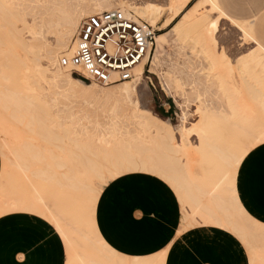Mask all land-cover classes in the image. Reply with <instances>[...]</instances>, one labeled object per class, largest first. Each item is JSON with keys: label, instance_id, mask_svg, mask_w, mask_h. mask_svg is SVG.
Here are the masks:
<instances>
[{"label": "bare ground", "instance_id": "1", "mask_svg": "<svg viewBox=\"0 0 264 264\" xmlns=\"http://www.w3.org/2000/svg\"><path fill=\"white\" fill-rule=\"evenodd\" d=\"M50 1H52V0H49L48 2L46 0H0V33L6 32L7 38L9 39V51H8L9 55H6V54H3V55L10 56L13 64L11 65V63H10L8 65L12 66L11 67L12 69H10V70H13V72L15 74L14 73H12V74L16 77V80H17V82H16L17 85L15 84L14 86L10 85L11 82L7 81V82H9L8 84L12 88L8 85L10 87V89L9 88H7V89L4 88V90L0 89V108H2L4 112H7V111L9 112L8 115H4L3 113L0 112V136H3V137L4 136H15V138H17L18 136L19 137L23 136L22 133L24 135L26 133L28 136L33 135V134L37 135V136H69V137L71 136V138H73V140H74L73 142L75 143L74 146L77 149V150H73V151L78 152V150H79V153L76 154L75 156H71V155L56 156L55 157L56 162H54V165L58 166V167H64L66 165L74 166L71 169L72 172L71 171H70L71 173L68 172V173H70V175L64 174V175H62V177L60 176L61 179H64V181L68 180L71 183L73 182L71 185H75V182L78 183V185L80 187L86 188V190H88L86 192L94 194V196L95 195L97 196V194H99V189H97L94 185H91V186L86 185L85 181H87L88 177H90L89 172H91V175H92V172H94V171L97 173L99 172L97 175H100L101 172L106 169L112 175H115V174H120L124 171H126V173L128 171L134 172L137 170H139V171H152V172L156 171V173L158 171V172H163L165 174V177L168 178L169 180L173 181L179 188H180V186L182 187V185H184L183 183H186V189H185L186 190V196L190 201V202L189 201L188 202L191 203V205H192L191 208H192V215H193V217H192L191 214H189V217H188L187 216V214L189 212L188 211L186 214L188 219L191 217H192L191 219H193L196 216H198L200 213L199 211H201V210H203L206 214H208V213L210 214L212 212L211 208L205 206V204H204L205 202L204 203L201 202L200 197H203V195H205L206 197H209L211 199V203L213 204V206H218V208H219V209H217L218 212H220L219 211L220 209L224 208L223 206L228 204L229 207L234 209V211L232 210V212H234V214L236 211L237 214H243V215L249 217L245 213V211L242 209V207L240 206V204L238 203V200L236 198L235 181H236L237 172H233V173L231 172V171H234L235 169L234 170H230V169L227 170L231 165L239 164L243 160L244 156L248 153V151L241 149V148H240V151H236L237 148H239L238 142L236 145H232V146L225 145L223 147L224 143L227 141V138H228V136H227L228 134H224V129H226V128H227V130L231 129V131L233 132V133L232 132L231 133L233 135L236 134V132L237 133L239 132V134H237V135H240V132L242 134L248 135V136H241L240 135L238 137L236 136L235 137L236 140H237V138L239 139L241 137H243V138L248 137L249 139L250 138L253 139V141H254V142H252L253 144L254 143L260 144V143L264 142V119L262 118V116H264V51H262L260 48H258V46L255 48L253 47V48L249 49L246 53L241 54L237 58L235 63H231L230 60L228 59V57L225 55V52L221 50L219 42H218L219 40L217 39V34L219 32V27H220L219 24L222 20H224L225 16L223 14L219 13V15H217L216 17H213L215 15L213 12L219 11L216 0H199V1L195 2L193 4V6L188 8L186 11H183L185 6L189 2H191L192 0H171L170 9L173 12V14L168 19H166L165 21L162 22L161 26L159 27L160 28L159 31L167 29L169 27V25L171 24V22H173V20L179 14H181V17L179 18V20L175 24H173L170 28L172 34L179 41L178 43H181L180 45H182V47L189 49L194 56L195 55H196V57L201 56L203 58V60L206 61V64L208 66V68L206 67L207 70L205 69L206 72H208V74L204 73V74H207V77H208L206 79L208 81H206V82H208L209 85L214 86V87L219 85L218 88H219V92L222 95L221 97H223V99L226 101V104H225L226 108L225 109L210 107V106H206L205 104H203L201 94H196L194 96L195 98L193 100V103L195 105L193 107V110L190 111V113H191L190 115H192V117H193L191 119L192 121L189 123L188 126H182L181 127L182 128L181 129L182 131L180 132L181 142H178V140L175 136V133H174V129L170 123L165 122V121L157 118L156 116H154L150 113L141 111V110L137 109L136 107L130 105L131 101L129 100V96H130V93L132 92L133 89L131 88L129 82H131L134 78H138L141 80V78L143 76V73L141 70L142 65H139L134 69L135 77L132 80L118 83V84H121V86H118V87L114 86L117 84L110 85V86H103V87L108 88V89L107 88L105 89L103 87H99L101 85H99L95 82H88V83L81 82L79 79L75 78L71 74V72L68 68L62 67L59 63V59L61 58V56H69L70 55L73 38L76 35L83 18H85L91 14H94V13H99V12L111 10V9H118L122 13H124L126 16L132 17L136 21H143V22L147 23L149 26L154 27V26L158 25L159 21L161 20V11L158 9L159 6H157L156 4L150 3V2H145V3L143 2L142 3L140 1H124V0H55L54 1L55 3H53V5H50V3H49ZM32 4L36 5L35 7L38 11V14H40V17L38 19V17L36 18L37 14H36V16L34 15L33 23L30 24L26 20V17L30 16V10H31L30 5L32 6ZM206 4L210 5V7L208 6L209 9H205V6L207 7ZM229 21H231V20H229ZM243 30H245V29H243ZM47 34L53 35V37H54L55 45L53 47L47 46L46 43L42 44V42L44 41L43 38L46 39L45 35H47ZM160 38H161V36L157 37V34H156L154 52H156L157 55L154 57V52H153L152 58L150 60V62L151 61L152 62L149 64V65H151L150 66L151 68L153 66H154V68L157 66L155 64H158V63H156L158 56H161V55H158V53H157L159 51V48L163 44L162 40ZM2 44H3V42H2ZM0 53H1V51H0ZM0 58H2V57H0ZM42 60L46 61V63H47L46 66H44L41 63ZM3 62H2V65H3ZM0 65H1V63H0ZM234 65L236 66L235 69H236L238 76H239V79L241 81V84L239 83V85L235 84V82L233 81L232 75H233V66ZM5 66H6V62H5ZM5 66H3L4 69L7 68V66H6V68H5ZM150 67H148V68H150ZM4 69L2 68L1 70H4ZM150 70H149V72H150ZM224 70L226 71V76L222 77L221 74ZM152 71L153 70H151V72ZM3 75H4V73H3ZM3 75L1 74L0 79L4 78ZM166 76L168 77L167 74H166ZM15 77H13V80L15 79ZM9 78L12 79L11 76H9ZM205 78H206V76H205ZM169 79H170V77H169ZM169 79H167V80H169ZM13 80H12V82H14ZM172 80H173V78H172ZM1 81L3 82V79L0 80V82ZM176 82H174V86H175ZM180 83H182V82H180ZM4 85H6V84H4ZM176 85H177V89H181L183 87V86L181 87L182 84H176ZM0 88H1V86H0ZM96 88H99L98 92L103 94V98L104 97H108L107 99L112 98L111 99L112 103L110 105L107 104L108 102L106 103V105H108V107L105 105V107H107V108H105V110L102 108H104L105 102L109 101L106 98H105L106 101H104V104L102 103L103 107L102 106H101L102 108L100 107L102 111L104 110L102 113V114H104L103 115L104 121H102V122L100 121L102 118L99 115L101 113H99V111H98L99 110L98 107L101 105V103L97 107L98 113L94 112V113L98 114V115H96V117L99 118V116H100V118H101L100 120L98 118H95L98 120H94L95 114L94 115L92 114L94 117L92 116L91 119L88 118L89 115H91V113L90 114L88 113L89 115H87V112L85 111L84 108H81L82 110L76 109L74 111V108L71 107V104L73 102V101L71 102V100H73V99L75 100L76 98H81V100H83V99L86 100L88 96L90 97V96H93L95 94L94 92L97 91ZM88 93H93V94L88 95ZM95 95H97V94H95ZM83 96L84 97L87 96L86 99ZM100 98H101V96H100ZM111 100H110V102H111ZM252 106L257 107V110L255 111L252 108ZM183 117H185V116H183ZM90 120H92V121L94 120V121L90 122ZM83 122L88 123V125L90 124V126L92 128L90 127L91 129L89 130L88 125L84 126V124H86V123L83 124ZM129 125L131 126V128L132 127L134 128V129L132 128L133 130L130 128L132 131L129 129V127H130ZM21 126H23V128H21ZM228 126H230L229 127L230 129L228 128ZM227 130H225L226 133L229 132ZM232 134H229V136ZM71 138H68V139L71 140ZM191 138L196 139V144H195V146H193V148L201 155V160L199 162H196L194 160L189 159L188 163H191V164L198 163L200 165H201V163H203L204 165L208 166V167L207 166L204 167V168H209L207 170H210V169L214 170L215 168L216 169L218 168V171L221 170L222 167L225 166L222 170L224 171L225 168H227L226 170L229 171L228 174H227V171H226V173H222V171L221 172L219 171L220 172L219 173L217 170H214L215 172L213 175L212 174H206V176H204V178L198 179L197 177L191 175L188 170H186V174L184 173V171L182 173V171H179L178 169L176 170L174 168V166L175 165L177 166V164L179 162H181V158H179V155H185V153H187V148L189 147L188 144H189V141ZM5 143L8 144V146L9 145L12 146V142H5ZM4 144H3V146H4ZM21 144L23 145L26 143L21 142ZM29 144H30V142L28 143V145ZM31 144H32V142H31ZM60 144H62V143H60ZM67 144H69V143L67 142ZM257 144H256V146H257ZM30 146H32V145H29L25 151H27L28 149H31L32 147L29 148ZM69 146H70L69 148H71V150H72L71 145H69ZM1 148H2V146H1ZM251 148H254V147H251ZM13 149H14L13 156H14L15 160L13 158V162H11V163L9 162L11 160H8L9 163H7V164H10L9 166H12V164H13L14 165L13 167L15 169L17 168L18 170H22V171L26 170L27 171V167L29 169V166H27L28 163L26 161V157L24 156L23 153H21V154L17 153V152H19V149H17L15 147V145H14ZM15 149H17L18 151ZM33 149H35V146ZM3 150L4 149H2V151ZM28 152H29V150H28ZM30 152H29V154H30ZM36 153H35L34 157H36ZM39 154L41 155L42 153H39ZM3 155L5 156V154H3ZM33 155L34 154H32V156ZM40 155H38L39 156V157H37L38 159L41 158ZM30 156H31V154H30ZM3 160L4 161L2 162V167L7 165L6 163H4L5 159H3ZM35 160L37 162L41 161V160L38 161L37 159H35ZM31 165H30V167H31ZM47 166H48V168L54 167L53 163H51V162H49ZM45 167L46 166H44V168ZM210 167H212V168H210ZM17 169H16V171H18ZM179 169H180V167H179ZM10 170H12V169H10ZM202 170H203V167H202ZM49 171H47V172H49ZM207 172L208 171H206V173ZM230 172H231V175H229ZM14 173L15 172H13V174ZM52 173H50V174H52ZM88 174H89V176H88ZM6 175L4 177H6L7 178L6 181H8L9 178H11V176L7 177ZM34 175L41 177L45 174L38 173V174H34ZM1 176H2V174H0V178L3 177V176L2 177ZM53 177H51V178L54 179L55 177L54 178ZM95 178H97V176ZM12 180H14V179H10L9 181L11 182ZM29 180H30L29 178L27 180H25V183ZM42 180H43V178H42ZM49 180H50V178H49ZM169 180H167V181H169ZM21 181H22V179H21ZM8 182H7V184H8ZM10 182H9V184H10ZM17 182H19V181H17ZM56 182H58V181H56ZM4 183H6V182H4ZM23 183H21V184H23ZM224 183H227L229 186H231V188L227 189L228 190L227 192H224V190L219 189V187L222 186V184H224ZM9 184L7 185L8 189H9ZM11 184H13V183L11 182ZM58 184L61 185L62 183H58ZM88 184H90V183H88ZM205 184H207L206 188H204ZM208 184H212V187L210 186V189H208L209 187H207ZM0 185L3 186L2 184H0ZM32 185H34V183H32L30 186H32ZM41 185H36V186L39 187ZM68 185L70 187V184H66L64 186H68ZM78 185H75L73 187L74 188L78 187ZM224 185H226V184H224ZM25 186H26V184H25ZM13 187H11L12 190H13ZM18 187L19 186L17 185V188ZM37 187H35V189ZM27 188H29V186L24 188V190ZM39 188H38V190H39ZM41 188H42V186H41ZM71 188H72V186H71ZM2 189H4V188L0 189V209L4 210V208H5V210H6L9 208V210H6L9 212L18 211V210H20L19 212H22V211H24V209L25 210L27 209V208H22V211H21V208H20L22 203L19 202L20 198H18V197L23 198L22 196L24 194H22V196L18 194V196L16 198L15 195L12 197V195L10 193H9L10 196H8V194H7L8 191H5L6 194L3 193L4 190L2 191ZM5 189H6V187H5ZM20 189L22 190V187ZM100 189H101V187H100ZM17 190H19V189H17ZM61 190H62V188H61ZM75 190L76 189H74V192H75ZM27 191H28V189H27ZM29 191H31V190H29ZM29 191H28L27 195L31 194ZM35 191H37V189ZM37 192L34 194V196H37V194L40 193V192H38V193ZM71 192H73V191H71ZM86 192H85V194H86ZM41 194H42V192H41ZM41 194H39L40 195L39 197H41ZM85 194H83V195H85ZM27 195H25V196H27ZM222 195H225L227 198L224 199V197H225L224 196L222 199ZM87 196L89 197V195H87ZM33 197H31V198H33ZM63 197H64V195H62L61 199H65ZM79 197H74V198L78 199ZM28 198H30V197H28ZM37 198H35V199H37ZM69 198L70 197H68V199ZM55 199H57V197ZM22 200H24V199H22ZM38 200H42V199H38ZM94 200H96V199H94ZM65 201L66 200H64L62 202H65ZM73 201H74V199H73ZM77 201H76V204L79 203V201L78 202ZM36 202L37 201H35L34 203H36ZM91 203L94 204L95 202H91ZM32 204H33V202H32ZM32 204H31V202L29 203V209L33 208V207L30 208V205L32 206ZM84 204H86V203H84ZM93 204H92V208L95 207V206H93ZM186 205H188V204H186ZM191 205H189V207ZM84 206H82V207H84ZM40 207L42 209L44 208L43 206H40ZM65 208H63V209H65ZM70 209H72V208L70 207ZM78 209H81V208H78ZM32 210H33L32 211V213H33L35 209L33 208ZM41 210H39V211L41 212ZM72 210H74V209H72ZM37 211H35V213ZM48 211H47V213H48ZM55 211H53V212H55ZM65 211L67 213V210H65ZM75 211H79V210L76 209ZM42 212H43V210H42ZM51 212H49V214ZM58 212L61 213V212H63V210L58 211ZM227 212L228 211H226L225 213H227ZM72 213H73V211H72ZM56 214H58L57 211H56ZM64 214H65V212H64ZM64 214L61 213V214H59L60 216L58 215V217H61ZM234 214H233V216H234ZM53 215H52L53 217H55V218L57 217L55 215V213ZM69 215H67V217ZM85 215H86V213H85ZM194 215H196V216H194ZM227 215L228 214H226L225 216L228 217ZM47 216H49V215H47ZM64 216H63V218H64ZM79 216H80V214H79ZM207 216H210L213 219H215L214 221L216 222L217 227H218V225L220 223L218 222V220H216V216H214L213 214L212 215L210 214ZM40 217H41V215H40ZM44 217H45V215H44ZM53 217L49 221L53 220L55 222ZM73 217H74V215H73ZM198 217H200V215ZM198 217H196V218H198ZM223 217H224V214H223ZM48 218H50V217H48ZM48 218L45 217L44 219L48 220ZM63 218L61 217L59 219L62 221V223L64 220ZM70 218H71V215H70ZM70 218H67L68 221ZM88 218H89V215H88ZM187 218H185V219H187ZM240 218H243V217L240 216ZM84 219H85V217H84ZM210 219L208 218V220H210ZM224 219H225V217H224ZM73 220H75V219L73 218ZM73 220H72V222H73ZM89 220H90V218H89ZM243 220L245 222V220H247V219H243ZM56 221L58 222L57 225H55L56 230L61 235V238L63 240L65 248L67 249L68 248L67 245L68 244L70 245L71 242H74L71 239V238H73L72 235L68 231H66L67 230L66 228H68L67 227L68 224L67 225L64 224L66 226V228L64 229L63 225L60 224L61 221L60 222L58 220H56ZM79 221L81 222V220H79ZM72 222H70V224ZM88 222H85V224L84 223L83 224L86 225ZM93 222L91 223V225L94 224ZM186 222H188V221H186ZM250 222H252V221H250ZM253 222L257 225L256 228L258 226H261L260 228L264 229V225L256 222L255 220H253ZM83 224H82V226H84ZM188 224H189V222H188ZM243 225H244V223H243ZM70 226H69V228H70ZM232 227L235 228L234 226H232ZM88 228H90V227L88 226L85 230H87ZM93 228L91 230V234H92V231H93V233L97 232V231H94ZM222 228L224 230V227H222ZM238 229H241V227H238ZM241 230L236 229L235 232L237 233V235H238V232L241 233ZM243 230H242V234L244 236L245 233L243 232ZM74 231H73V233H74ZM226 231L227 230H225V232ZM245 232H246V230H245ZM248 233H250V231H248ZM259 233H260V235L264 234V233H261V231ZM95 235L97 236L96 245L99 244V246L102 247L104 250H108V251L112 252L107 247L106 243L102 240L100 235L97 233H95ZM240 235L241 234H239V237H240ZM257 236H258V234H257ZM235 237H237V236H235ZM244 237H246V236H244ZM248 237H250L252 239L253 236L251 237V235H249ZM241 238H242V235H241L240 239ZM85 239L86 238H84V240ZM92 239H94V238H92ZM262 239L263 238L261 237V240ZM246 240H248V239H246ZM254 241H255V239H254ZM92 242H95V241L92 240ZM244 243H246V242H244ZM72 245H73V243H72ZM83 245H85V244H83ZM246 246H247V244H246ZM81 247H82V245H81ZM251 248H253V247H251ZM250 250H252V249H250ZM255 252L257 253L258 251H255ZM97 253L101 254L102 251L100 250V252H99V250H98ZM111 254H113V253H111ZM164 254L159 253V254L152 256V257H149V258L133 259L132 263L133 264H164V262H165V255ZM83 255H86V254H83ZM94 255L95 254L93 253L92 256H94ZM108 255H109V253H108ZM113 255L115 256L116 254H113ZM78 256H80L79 260L77 259ZM78 256L76 255L77 260L75 262L80 261L81 259H82V261L84 260L86 262V260L88 259L87 263H89V264L90 263L91 264H104V263H101L100 261H98L100 259H98L97 261L92 259L93 260L92 261L90 259V257L88 258V255H86L87 259L85 258V256H84L85 259L83 257H81V254ZM258 257L264 261L263 255L262 256L259 255ZM71 258L74 261L75 257L72 256ZM105 258L106 257H104L103 259L105 260ZM108 258L110 259V256ZM111 258H112V256H111ZM82 261L80 262V264L82 263ZM106 261H108V259ZM116 262H118V261H116ZM120 262L118 264H120ZM110 263L115 264L113 262H110Z\"/></svg>", "mask_w": 264, "mask_h": 264}, {"label": "rangeland", "instance_id": "2", "mask_svg": "<svg viewBox=\"0 0 264 264\" xmlns=\"http://www.w3.org/2000/svg\"><path fill=\"white\" fill-rule=\"evenodd\" d=\"M46 1L48 2L49 0H46ZM54 1L55 0L50 1L49 2L50 5H53V3H55ZM124 1H140L142 3L150 2V3L156 4L157 6H159L158 9L161 11V20L159 21L158 25L154 27L151 26V27L158 32L157 37L161 36L160 39L162 40V43H163L161 47L159 48V51L157 52L158 55H161V56H158V59L156 62L160 66L158 64H155L158 67L156 66L157 68L155 67L156 68L155 69L153 66L152 67L153 69H152L150 67L151 65H149L150 68H148V73L143 75L141 80L138 78H134L131 82H129L131 88L133 89L129 96V100L131 101L130 102L131 104L130 103L129 104L136 107L137 109L141 111L150 113L156 116L157 118L170 123L174 129V133H175V136L178 142H181V138H180V132L182 131L181 127L188 126L189 123L192 121L191 119L193 117L192 115H190L191 114L190 111L193 110V107L195 105L193 103V100L196 94H201L203 104H205L206 106H210V107L225 109L226 101L223 99V97H221L222 95L219 92V88H218L219 85L214 87V86L209 85L208 82H206L208 81L206 80L208 78L207 77L208 72H206L208 66L206 64V61L203 60L201 56L196 57V55L194 56L189 49L182 47V45H180L181 43H178L179 41L172 34L170 28L173 24H175L177 20H179L181 14H179L173 20V22H171V24L169 25L170 28L168 27L167 29L159 31L160 30L159 27L161 26L162 22L168 19L173 14V12L170 9L171 0H124ZM197 1L199 0H192L185 6V8H188V7L190 8L191 5L193 6V4ZM217 3H218L219 11L213 12L215 14V15L213 14L214 15L213 17H216L217 15H219V13L225 16L224 20H222L219 24L220 27H219V32L217 34V39L219 40L218 42H219L221 50L225 52V55L228 57L230 62L235 63L237 58L241 54L246 53L249 49L253 47L255 48L259 46L261 49L264 50V0H217ZM206 5L207 7L205 6V9H209L210 5L209 4H206ZM32 6L30 5L31 7L30 16L26 17V20L30 24L33 23L34 15L36 16L37 14L36 18L38 17V19L40 17V14H38V11L35 7L36 5L32 4ZM45 36H46V39L43 38L44 41L42 42V44L46 43L47 46L53 47L55 45L53 35L47 34ZM0 39H1L0 40V43H1L0 44V51H1L0 57H2L0 58V63H1L0 77H1V74L3 75L4 73L3 75L4 78H2L3 82L2 81L0 82L1 84L0 89L4 90V88L10 89L11 87L10 85H13V86L15 84L17 85L16 83L17 80H16V77L12 74L14 73L13 70H10L12 69L11 65L13 64L10 56L3 55V54L9 55L8 53L9 39L7 38L6 32L0 33ZM156 55H157L156 52H154V57ZM2 62H3V65H2ZM5 62H6L7 68L5 66ZM10 63L11 65L9 66L8 64ZM41 63L44 66H46L47 64L45 60H42ZM3 66H5L6 69H4ZM2 68L4 70H1ZM235 68L236 66L234 65L232 77H233V81L235 82V84L239 85V83L241 84V81L239 79L238 73ZM150 69L153 70L152 71L153 73L151 72ZM204 73H207V74H204ZM166 74L168 75V77L166 76ZM204 75L206 76V78ZM9 76H11L12 79H10ZM12 76L15 77L14 80ZM221 76L222 77L226 76L225 70L222 72ZM172 78L174 81L172 80ZM4 80L6 82L7 81L11 82L10 85L8 84L9 82L6 83ZM12 80L14 82H12ZM179 81L182 83H180ZM174 82H176V84H182L181 87L182 86L183 87L181 89H177V85L175 84L174 86ZM114 86L118 87V86H121V84H117ZM99 87H103V86H99ZM103 88L106 89L107 87H103ZM96 89L97 91L94 93L97 95L94 94L93 96H90V97L83 96L85 99L87 97L86 100L84 99L81 100V98H76L75 100L74 99L71 100V102L73 101L71 104V107L74 108V111L76 109L78 110V109L84 108L85 111L87 112V115L91 113V115H89L88 118L91 119L92 116L95 114V117L93 116L94 120H98V119L100 120L102 118L100 120L102 122L104 121L103 119L104 114L102 113L105 110V108H107L108 105L112 103V100H111L112 98H109V99H107L108 97L103 98V94L98 92L99 88H96ZM92 94L93 93H88V95H92ZM105 98L109 101H106ZM104 101H106L105 104H104ZM102 103L104 104V108H102L103 107ZM106 103L108 105H106ZM105 105L107 107H105ZM97 107L99 110L97 109ZM100 107L104 110L102 111ZM252 108L255 111L257 110V107L255 106H252ZM97 110L99 111V113H101L99 114L101 118L100 116L99 118L96 117V115H98ZM0 112L3 113L4 115H8L9 113L8 111L4 112L2 108H0ZM94 112H97V113H94ZM95 118H98V119H95ZM262 118L264 119V116H262ZM91 121L92 120H90V122ZM84 123L86 122H83V124ZM85 125H88V123L84 124V126ZM90 127L91 126L89 124L88 125L89 130L92 128ZM229 127L230 126H228V128ZM21 128H23V126H21ZM130 128L131 126L129 127V129ZM225 130H227V128L224 129V134H228L227 135L228 138H227V141L224 143L223 147L225 145L227 146L236 145L238 142L239 148H237L236 151H240V148H241V149L247 150L248 153L244 156L243 160L239 164H235L236 166L233 164L228 169L225 168V170L223 171L222 169L225 167L224 166L219 171L220 172L222 171V173H226V171L229 169L230 170L235 169L236 171L234 170L231 172L232 173L237 172L240 175H242L243 173L244 176L243 175L242 176L244 177L245 183L243 184L242 189L245 191V193L248 194L250 200L252 201V205L253 207H255L256 211L262 212L263 219H260V222L264 224V142L260 144L256 143L257 144L256 146L255 143L254 144L252 143L254 142L253 139L251 138L249 139L248 137L247 138L241 137L239 138L240 140L238 138L236 140L235 139L236 136L238 137L240 135L241 136H248V135L242 134L241 132H240V135H237L239 134V132L238 133L236 132V134L233 135L232 134L233 132L231 131V129L227 130L229 131L227 133ZM229 134H232L233 136L232 135L229 136ZM22 135L23 136H20V137L18 136L17 138H15V136H4V137L0 136V174H2V176L4 174L5 175L7 174L6 175L7 177L11 176L9 180L14 179L11 181L13 184H11V182L8 180L11 184L10 185L9 182L6 181L7 178L4 177L5 175L3 176L4 178L1 176L2 178H0V182H1L0 184H2L3 186L5 185V186L3 187L0 185V189L4 188L2 189V191L4 190L3 193L6 194L5 191H8L7 192L8 196H10V194L12 195V197L15 195L16 198L18 194L21 196L22 194H24L22 196L23 198L18 197L20 198L19 202L22 203V204L20 203L21 204L20 208H21V211H22V208H27L26 210L24 209V211L22 212H19L20 210L13 211V212L6 211V210H9V208L6 210L4 208L5 211L0 209V222L4 223V225L7 224L5 227H2L3 229L0 230V251L5 250V249H9L10 251L12 250L13 252L20 251L23 248L32 247L34 244L33 242L35 241L36 245L33 247V250L30 251V253L34 254L36 252L38 256V260L36 264H67V263L68 264L69 263L70 264H80L82 259L80 261L75 262L77 259L78 260L80 259V256H78L80 254H81V257L84 258L85 256L86 259H87L86 255H88V258L90 257L91 260L94 259L97 261L98 259H100L98 261L104 264L106 263L111 264L110 262L118 264L120 261H121L120 264H131L133 258L136 255H157L159 253H162V254L165 253L164 254L165 255L164 264H264V261L258 257L259 255L264 256V243H263L264 234L260 235L259 233L260 231L261 233H264V229L260 228L261 226H258L256 228L257 225L253 222L252 218L247 217L243 214H237L236 211L234 214V212H232V210L234 211V209L229 207L227 203H226L227 205L223 206L224 208L220 209L219 210L220 212H218L217 211V209H219L218 206H213V204L211 203V199L209 197H206L205 195H203V197H200L201 202L202 203L205 202L204 203L205 206L212 209V212L210 214L211 215L213 214L214 216H216V220H218V222L220 223L219 225L221 227L219 225L217 227V224L214 221L215 219H213L210 216H207L210 214L208 212H207L208 214H206L203 210L199 211L200 213L198 212L200 217H198L199 215L196 216L198 213L194 215L198 217L200 220L196 217L191 219L193 217L192 208H191L192 205L191 203H189L190 201L186 196V190H185L186 183H183L184 184L182 185L183 188L181 186L179 188L173 181L166 178L163 172L157 171L156 173V171L152 172V171H139V170L134 171V172L128 171L127 173L126 171H124L120 174L112 175L108 170L105 169L101 172L100 174L101 176L97 175L99 172L97 173L94 171L92 172V175H91V172H89L90 177H88L85 183L88 186L94 185L97 189H99V194H97V196L95 195L96 196L95 197L94 194L86 192L88 190H86V188L80 187L78 183L75 182V185H78V187L74 188L73 186L75 185H71L73 182L71 183L68 180L64 181V179H61L62 175L64 174L70 175V173L72 172L71 169L74 166L66 165L64 167H58L54 165V162H56L55 161L56 156H59V155L60 156L61 155L62 156H66V155L75 156L76 154L79 153V150L78 152L73 151L77 149L74 146L75 143L73 142L74 140L73 138H71V136L70 137L69 136H37L34 134L28 136L26 133L25 135L22 133ZM68 138H71V140H69ZM4 141L12 142L13 147L10 145L8 146V144H6ZM20 141L22 143L25 142L26 144L22 145ZM28 141L30 142L29 145H32L29 147V148L31 147L32 148L28 149L29 152L31 151L30 152L31 156L32 154H34L32 157L30 156L28 150L25 151L29 146ZM67 142L69 144H67ZM195 144H196V139L191 138L188 144L189 147L187 148V153H185V155H179V158H181V162H179L177 166L175 165L174 168L176 170L178 169L179 171H182V173L184 171L185 174H186V170H188L191 175L197 177L198 179L204 178L206 174L213 175L215 172L214 170L218 171V168L217 169L215 168L214 170H211V169L207 170L209 168H204L207 165H204L203 163H201V165L198 163H195V164L188 163L189 159L194 160L196 162H199L201 160V155L193 148ZM14 145L17 149H19V152H17L18 150L15 149L17 150L16 152L19 154L23 153L24 156L26 157V161L28 163L27 166H29V169L27 167V171L23 170L25 173L22 170H18L17 168L16 169L18 171H16V169L13 167L14 166L13 164L12 166H9L10 164H7L9 162L10 163L13 162ZM69 145H71L72 150L71 148H69L70 147ZM34 146H35V149H33ZM251 147H254V148H251ZM2 149L4 150L2 151ZM35 153H36V157H34ZM39 153H42V154L40 155ZM3 154H5V156ZM38 155H40L41 158L38 159L37 158L39 157ZM3 159H5L4 163H6L9 167L7 165L2 167V162L4 161ZM35 159H37L38 161L40 160L41 161L37 162ZM8 160H11V161L8 162ZM49 162L53 163V166H54L52 167L53 169L48 168L47 165ZM29 164L30 165L32 164L33 166L31 165L30 167ZM43 165L46 167L44 168ZM202 167H203V170H202ZM206 171L208 172L206 173ZM13 172H15L17 175L15 173L13 174ZM228 172L229 171H227V174ZM231 172L229 173V175H231ZM38 173H43L45 175L41 177L34 175ZM50 173H52L53 175ZM96 176L97 178H95ZM51 177H53L54 179H52ZM28 178L30 180L25 183V180H27ZM21 179L24 183L21 181ZM7 182L9 184V189L7 186L8 185ZM32 183H34V185L30 186ZM58 183H62V184L59 185ZM63 184L64 185L70 184V187L69 185L64 186ZM224 184H222V186H220L219 189L224 190V192H227L228 191L227 189L231 188V186H229L227 183H224ZM17 185L19 186L18 188H17ZM36 185H41L42 188L41 186H39L41 188L40 189ZM206 185L207 184H205V187L204 186L203 187L206 188ZM10 186L11 187L14 186L13 190ZM27 186H29L30 188V189L27 188L28 191L31 190L29 191L31 193L30 195L28 194L29 196L27 195L28 193L27 189H25L26 191L24 190V188H26ZM210 186L212 187V184H208L207 186L209 187L208 189H210ZM21 187H22V190L20 189ZM35 187H37L36 189L40 193L35 191L36 190ZM240 187L241 185L237 186L238 191L241 193ZM61 188L63 191L61 190ZM74 189H76L75 192H74ZM36 192L38 194L37 196H34ZM39 194H41V197H39L40 196ZM61 194L64 195L63 198L65 199H61L62 198ZM25 195H27L30 198L33 196L34 197L30 199ZM87 195H89V197ZM224 196L225 195H222V199ZM56 197L57 199L58 198L59 199L58 200L55 199ZM68 197L70 198L68 199ZM74 197H79L78 198L79 200L76 198L79 201V203L76 204L77 200ZM72 198L74 199V201ZM225 198L227 197L225 196L224 199ZM38 199H42V200H38ZM64 200H66L67 202L66 201L62 202ZM35 201L37 202L34 203ZM30 202L31 204L32 202L34 204V205L32 204V206L30 205V208L33 207L35 209L33 212L34 214L32 213L33 208L29 209ZM91 202H95L94 203L95 205ZM92 204L93 206H95L94 207L95 209L92 208ZM189 205L191 206L189 207ZM40 206H43L44 208L42 209ZM70 207L74 210L70 209ZM78 208H81V209H78ZM41 209L43 210V212ZM61 209L63 210V212H61L62 214H64L65 212L64 214L65 216L63 215L64 218L63 216H61L64 219V220L62 219L63 223L61 220H59L61 217H58V215L61 214L58 211H62ZM76 209L79 211H75ZM39 210H41V212ZM46 210L47 211L49 210L48 213ZM55 210L57 211L58 214H56ZM65 210H67L68 214L66 213ZM35 211H37L38 213L37 212L35 213ZM226 211L228 212L225 213ZM49 212L51 213L49 214ZM252 212L253 211L251 209V213ZM52 213L53 214L55 213V215L58 218L53 217L54 215ZM66 214L67 215L70 214L71 218H70V215L67 217ZM72 214L74 215V217ZM79 214L81 217L79 216ZM87 214L89 215V218L91 221L89 220ZM186 214L188 217H189V214H191L192 217L188 219ZM223 214H224L225 219L223 217ZM226 214H228L227 215L228 217L225 216ZM44 215L46 218L48 217L50 218H48V220L46 219L47 220L46 221L44 219L45 218ZM240 216H242L243 218H240ZM250 216L252 217L253 215L250 214ZM52 217L55 220V222L53 220L49 221L51 220ZM67 218H70L69 221ZM73 218L75 220H73ZM208 218L209 219L211 218V219L208 220ZM98 219L100 223L108 224V228L110 232H112V234H114L115 237L110 238L111 234L109 232L107 233L105 232L106 231L105 225L104 226L101 225ZM243 219H247L248 221L245 220L244 222ZM56 220H58L59 222L61 221L60 224L63 225L64 229L66 228L65 225L68 224L67 225L68 228L71 225L69 229L66 228L67 229L66 231H68L72 235L73 238L71 239L74 242H71L70 245L68 244L67 249L65 248V245L62 242L59 235H57L55 232V228H56L55 225H57L58 223ZM72 220L75 224L72 222ZM79 220H81V222ZM186 221H188L189 224ZM70 222L72 223L70 224ZM85 222H88L89 224L87 223L86 225H84ZM92 222L94 224L91 225ZM82 224L85 227L82 226ZM79 226L80 227L82 226V227L80 228ZM88 226L90 228H88L87 229L88 231H87L85 229ZM232 226H234L235 228H233ZM222 227H224V230ZM238 227H241L242 230L244 229L243 232L245 233L244 236L246 237L243 236L242 230L238 229ZM92 228L94 229V231H97L95 233L101 234L104 237L106 242H108L109 246L112 248L113 250L112 252L108 250H104L102 247L99 246V244L96 245L97 236L95 235V233H93V231L91 234ZM118 228L121 229V232L118 231ZM236 229L241 230V233L238 232V235H237V233L235 232ZM225 230L227 231L225 232ZM248 231H250V233H248ZM53 233L56 236V238H54ZM239 234L242 235L241 239H240L241 235L239 237ZM249 235H251V237L253 236L252 239L248 237ZM260 236L263 238L262 240ZM84 238L86 239L84 240ZM92 238H94L95 240ZM253 238L255 239V241ZM92 240L95 242H92ZM258 243L259 244L261 243V244L259 245ZM118 247L122 251H120ZM50 248H52L53 251L56 250L55 255H54V252H53V255L48 252ZM98 250L99 252L101 250L102 253L101 254L97 253ZM103 251L104 252L106 251V252L104 253ZM255 251H258V252L256 253ZM71 253L72 254L74 253V254L72 255ZM82 253L86 255H83ZM93 253L95 254L94 256H92ZM111 253L116 254V255L114 256ZM23 254L25 255V262L22 264H34V260L31 258V256H26L25 252H23ZM75 254L79 258L77 257L76 259ZM71 255L75 257L74 261L71 258L72 257ZM103 256L106 257L105 260L103 259L104 258ZM109 256H110V259L108 258ZM107 259L109 262L106 261ZM87 260L86 262L83 260L85 263L82 261L81 264H86ZM0 264H8V259L5 258L4 260L0 261Z\"/></svg>", "mask_w": 264, "mask_h": 264}, {"label": "built area", "instance_id": "3", "mask_svg": "<svg viewBox=\"0 0 264 264\" xmlns=\"http://www.w3.org/2000/svg\"><path fill=\"white\" fill-rule=\"evenodd\" d=\"M158 32L118 9L91 14L82 19L69 56L59 63L83 83L110 86L135 77L134 69L148 67Z\"/></svg>", "mask_w": 264, "mask_h": 264}, {"label": "crops", "instance_id": "4", "mask_svg": "<svg viewBox=\"0 0 264 264\" xmlns=\"http://www.w3.org/2000/svg\"><path fill=\"white\" fill-rule=\"evenodd\" d=\"M216 3H217V0H216ZM192 6V5H191ZM217 6H218V3H217ZM189 8V7H188ZM188 8H185V10L184 11H186V9H188ZM218 9H219V7H218ZM180 17H181V15H180ZM232 20V19H231ZM178 21V20H177ZM176 21V22H177ZM175 22V23H176ZM170 28V27H169ZM258 48H260L259 46H258ZM261 49V48H260ZM262 51H264L263 49H261ZM240 171V170H239ZM241 172V171H240ZM242 173V172H241ZM242 175H243V173H242ZM242 175H240L239 173H237V175H236V181H235V194H236V198H237V200H238V203L240 204V206L242 207V209L245 211V213L250 217V218H252L253 220H255L256 222H258V223H260V224H262L261 222H260V219H263L262 217H263V214H262V212H260V211H256V209H255V207H253V205H252V201L250 200V198H249V196H248V194L247 193H245V191L242 189V186H243V184L245 183V181H244V175L242 176ZM238 185H241V187H240V190H241V193L238 191V188H237V186ZM251 209H252V213H251ZM250 214H252L253 216L251 217L250 216ZM261 216H260V215ZM98 221H99V219H98ZM99 223H100V221H99ZM101 225H105V229H106V233L107 232H109L111 235H110V238L111 237H115L114 236V234H112V232H110V230H109V228H108V224L107 223H100ZM2 225V226H1ZM7 224H5L4 225V223H2V222H0V230L1 229H3L2 227H5ZM262 225H264V224H262ZM118 231L119 232H121V229L120 228H118ZM55 232H56V234L57 235H59V237L61 238V235L57 232V230H56V228H55ZM53 235H54V233H53ZM100 235V237L102 238V240L106 243V245H107V247L111 250V251H113L112 250V248L109 246V244H108V242H106V240L104 239V237L101 235V234H99ZM54 238H56V236L54 235ZM61 240H62V238H61ZM60 242V241H59ZM62 242H63V240H62ZM119 242V241H118ZM34 244H33V246L32 247H29V248H23V249H21L20 251H10L9 249H5V250H2V251H0V261H2V260H4L5 258H7L8 259V264H19V263H24L25 262V255L23 254V252H25L26 253V256H31V258L34 260V264H36V262H37V260H38V256H37V254H36V252L34 253V254H31L30 253V251H32L33 250V247L36 245V242L34 241L33 242ZM118 245H119V243H118ZM119 248V247H118ZM120 249V248H119ZM120 251H122L121 249H120ZM48 252L49 253H51L52 255H53V252H54V255L56 254V250H54L53 251V249L52 248H50L49 250H48ZM137 254H139V253H137ZM18 255V256H17ZM17 256V257H16ZM152 256H155V255H136L133 259H144V258H149V257H152ZM17 259V260H16ZM18 261V262H17Z\"/></svg>", "mask_w": 264, "mask_h": 264}]
</instances>
